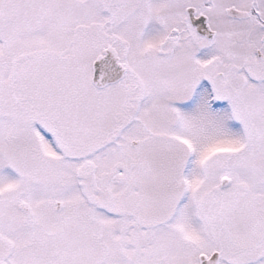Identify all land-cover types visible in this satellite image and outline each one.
<instances>
[{
  "label": "snow or ice",
  "instance_id": "obj_1",
  "mask_svg": "<svg viewBox=\"0 0 264 264\" xmlns=\"http://www.w3.org/2000/svg\"><path fill=\"white\" fill-rule=\"evenodd\" d=\"M0 264H264V0H0Z\"/></svg>",
  "mask_w": 264,
  "mask_h": 264
}]
</instances>
